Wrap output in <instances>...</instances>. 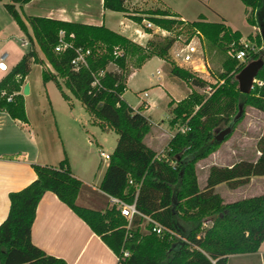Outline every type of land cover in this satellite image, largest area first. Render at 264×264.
<instances>
[{"label": "trees", "instance_id": "obj_1", "mask_svg": "<svg viewBox=\"0 0 264 264\" xmlns=\"http://www.w3.org/2000/svg\"><path fill=\"white\" fill-rule=\"evenodd\" d=\"M27 1L7 0L3 4L30 47L0 79V89L5 91L0 96V111L11 119L26 121L20 90L30 63L39 64L42 83L53 81L66 100L67 89L102 130L111 129L117 134L99 189L126 203L134 202L140 213L175 234L151 231L140 215H135L126 228L127 220L116 205L95 210L79 204L77 197L85 184L72 173L64 156L56 165L32 164L35 177L8 193V210L0 222V264H68L30 240L36 204L47 191L70 207L116 255L122 248L127 249L129 255L121 264H226L229 255L256 252L264 240V193L223 203L215 186L226 183L235 188L246 184L251 176H264V135L257 140L260 155L255 162L241 160L232 166H210L203 189L198 187L195 164L230 137L232 133L221 142L214 139L218 130L232 122L240 106L242 115L233 123L232 132L246 106L264 112V64L255 77L261 84L254 82L249 93L240 92L234 78L246 62L264 58V46L256 53L248 50L246 60L238 61L228 55V50L243 47L242 33L223 21H208L203 14L187 21L161 7L132 13L128 0H103L104 9L123 12L138 23L146 19L167 31L185 27L190 32L199 31L221 54L222 70L216 83H209L170 59L172 38L149 40L142 46L103 24L41 16H26L23 20L18 8ZM240 1L250 25L258 26L259 19L264 21V0ZM255 39L263 45L260 32ZM60 42L66 46L55 51ZM80 55L83 61L76 60ZM153 56L169 63L171 76L195 87L209 88L207 93L191 90L179 101L168 103V122L176 130L161 154L144 142L151 126L149 118L122 98L130 73L128 62L133 60V68H138ZM109 65L115 68L108 69ZM10 93L13 95L7 101ZM182 125L184 131L179 129Z\"/></svg>", "mask_w": 264, "mask_h": 264}, {"label": "crops", "instance_id": "obj_2", "mask_svg": "<svg viewBox=\"0 0 264 264\" xmlns=\"http://www.w3.org/2000/svg\"><path fill=\"white\" fill-rule=\"evenodd\" d=\"M5 2L7 0H0V51H5L7 54L4 61L7 70H0V79L30 47L28 44L25 45L28 46V49L24 52H18L12 47L11 43L15 40L19 44L20 39L27 40V38L4 9L3 4ZM18 11L23 20L26 16H41L64 21H76L84 24H103L142 46L146 45L152 34L163 30L154 25L156 29L152 31L150 30L152 29L151 27L148 28L149 30L135 28L133 34V31L131 32L130 29L131 23L134 20L125 16L126 14L123 12L104 9L103 0H29L19 6ZM176 13L180 18L186 20L178 12ZM116 15L122 17L118 21H115L113 17ZM223 19H225L223 22L230 26V22L226 18ZM145 21L146 19H143L142 23ZM252 27L254 30H259V26ZM230 28L232 27L230 26ZM19 30L24 37H19ZM34 48L39 58L42 57L36 45H34ZM155 57L157 56L147 59L138 68H132L127 77L126 85L128 79L135 76L143 66L149 64ZM157 58L160 61H164L159 57ZM169 76L171 75L169 74ZM156 78L162 80L164 85L171 84L164 77ZM24 84L27 85L26 94H22L21 92ZM156 86L162 87V82L156 83ZM40 90H42L41 94L45 96L43 99L39 97ZM64 91L69 96L68 100L64 99L61 91L53 81L41 83L38 86L36 83L32 84L27 79V76H25L20 93L23 97L26 121L21 122L11 119L5 112L0 111V222L5 218L8 210V193L21 189L35 177L32 164L56 165L64 156L68 159L72 173L85 184L82 191L78 194L77 202L79 203L81 201L83 205L95 210L104 209L99 201L102 197L107 198L111 204L109 196L99 189V184L107 167L108 159H106L104 168L100 172L98 185H93L86 180L88 177V175L86 176V171L79 170L74 166L71 155L66 149L65 145L67 142L76 148L77 146L80 147L79 141L81 133L85 132L87 134L89 130L85 123L78 120L76 116L75 109L77 105L73 100L75 97L67 89H64ZM186 91L188 94L191 89H187ZM166 92L170 95L168 90ZM32 93L36 97L38 96L36 104H32L31 99H28ZM144 94L146 96L148 93L144 92ZM172 100L177 102L174 99ZM56 101L58 104H56ZM142 103L144 109L150 108V103L146 99ZM80 104L79 108L81 109L84 105L81 102ZM140 107L132 108L140 112L142 111ZM250 108L256 115L264 117V112L252 106ZM57 114L64 121L61 122L64 125V130L60 129ZM142 114L144 115L143 112ZM150 123V129L144 135V137L147 135L146 142H144L157 154H161L176 129L171 128L169 125L170 130L166 132L168 135L165 136L163 130L160 129L159 123H156V129L153 131L151 128L154 123L152 120ZM90 124L99 126L97 122H94L93 118ZM100 129L102 130L101 127ZM234 133L222 142L214 152L196 162V176L199 189H203L206 184L210 166H232L241 160L255 162L259 157L260 152L256 147V142L264 134L254 139L253 142L251 141L253 139H250L247 134L241 136L239 134L237 135L238 137H233ZM162 138H164V141ZM161 140L163 141L162 146H160ZM233 140L235 141L232 143ZM87 143L92 144V140L87 138ZM224 146L226 148H223ZM248 146L250 147L248 148ZM100 165L101 163L97 165V170L100 169ZM87 167L90 168L91 164H87ZM200 175L202 176L203 184H200ZM260 180H264V176H251L246 184L235 188L229 187L226 183H220L215 186V192L220 195L223 203L263 194L264 188L259 184ZM86 185L91 186L92 192L87 191ZM30 240L35 246L47 254L60 257L68 264H121L118 262L117 255L101 237L94 233L84 220L78 217L70 207L50 191L43 193L36 204L30 226ZM226 264H264V240L260 243L256 252L229 255Z\"/></svg>", "mask_w": 264, "mask_h": 264}, {"label": "rangeland", "instance_id": "obj_3", "mask_svg": "<svg viewBox=\"0 0 264 264\" xmlns=\"http://www.w3.org/2000/svg\"><path fill=\"white\" fill-rule=\"evenodd\" d=\"M126 4L130 9L129 12L150 7H161L173 12H178L187 21L195 20L199 14H204L208 21L213 22L223 21L225 20L223 18H226V20L230 22L229 24L233 29L241 31V33L244 35H242L241 40L250 43V46L252 47V49L250 50L251 52L256 53L263 49V45H259L255 39L256 34H259V30H254L252 25H250L246 21V14L244 11L245 5L240 0H128ZM120 17L122 16L116 15L115 17H113V20L118 21ZM135 28L146 29L145 23H138L134 21L131 23L130 29L131 32L133 31V34ZM151 28V31L156 29L154 25H152ZM186 28L188 27H185L182 30H179L177 28H173L170 31L159 30L158 33L152 34L149 40H162L172 38L173 42L169 49L170 59H172L180 66L195 71L197 75L207 80L209 83H216L218 79L217 75L222 70L221 54L215 49H212L206 39L204 40L202 52L199 54L192 65L181 63L179 60L174 58V50L180 46L179 42L187 38L190 34V31ZM20 36L24 37L21 31L19 32V37ZM11 45L18 52H24L28 49V46L20 47L17 40L12 42ZM128 63V67L131 70L133 68V60L129 61ZM192 66L193 68L195 67L194 70L193 68H191ZM113 68H115L113 65L108 66V69ZM169 68L170 65L168 62L160 61L157 57L153 58V60L149 64L143 66L135 76L128 79L127 88L122 95L123 99L130 106L134 108H139V106H141L140 108L142 109V111H140V113L143 112L144 115H146L154 123L151 128L152 131L156 129V123H159L160 129L163 130L165 136L168 135L166 134V132L170 130L168 122V118L170 116V108L168 106L169 101H171L172 99L178 101L184 98V96L187 94V89L196 90L201 93L209 92L208 87L199 88L190 84H188L187 87L185 82L174 78L173 76H169ZM40 70L41 67L39 66V64L32 62L30 63L29 71L26 76L32 84L36 83L38 84V86L41 85L42 82L40 77ZM156 77H164L168 80V83L170 82L171 84L164 85L163 81L159 78L157 79ZM161 82L162 87L156 86V83ZM166 90L169 91L171 96L167 94ZM39 92L40 99H43V97L45 96L41 94L42 90H40ZM144 92H147L148 94L145 96ZM37 97L32 93L30 94V97L28 99H31L32 104H36ZM144 99H146L150 103L149 109L143 108L142 101ZM73 100L77 105L75 109L76 116L78 120L85 123L89 132L87 134H85V132L81 133L79 141L80 147L77 146L76 148L69 142H67L65 146L71 155L74 166L79 170L86 171V176L88 175L86 180H88L89 183L98 185L100 172L103 170L104 165L107 161L106 159H102L99 156L98 151L103 150L106 153H111L117 141V134L111 129L101 130L98 125L90 124V121L92 120L91 115L88 113V111L85 110L84 106H82L83 108L81 109L79 108L81 104L78 100H76L75 98H73ZM56 104H58L57 101ZM250 107L251 106L245 107L244 115L242 119L237 123L232 134L235 132L233 137H238L237 135L239 134L240 136L247 134L250 139H253L251 141L254 142V139L260 137L261 134H264V117L256 115ZM57 118L59 121L60 129L64 130V125L61 123L64 122L62 121V117L57 114ZM232 134L230 135V137L232 136ZM87 138L92 140V144L87 143ZM146 138L147 135L144 137L145 142ZM162 139L164 141V138ZM163 141L161 142L160 146L163 145ZM234 141L235 140H233L232 143ZM249 147L250 146H248V148ZM223 148L226 147L224 146ZM99 163H101L100 169L97 170L96 167L97 165H99ZM87 164H91V167H87ZM199 181L200 184H203L201 175L199 176ZM259 184L262 188H264V180H260ZM86 187L87 191L92 192L90 185H86ZM99 201L101 206L103 205L102 207H111V204L109 203L107 198L102 197ZM79 204L83 205L81 201L79 202Z\"/></svg>", "mask_w": 264, "mask_h": 264}, {"label": "built area", "instance_id": "obj_4", "mask_svg": "<svg viewBox=\"0 0 264 264\" xmlns=\"http://www.w3.org/2000/svg\"><path fill=\"white\" fill-rule=\"evenodd\" d=\"M144 23H145L146 28H150L153 25L151 22H149L147 20ZM162 31H166V30L163 29ZM204 40H205V38L202 36V34L199 31L190 32L189 36L187 38L183 39L181 42H179L180 46L174 50V58L179 60L181 63L192 65L194 63V61L197 59V57L199 56V54L202 52ZM241 42L243 43V47L241 49L236 50V51L233 49L228 50V55L235 57L238 61H245L247 56H248V50H251L252 47L249 45V43H247L244 40H241ZM27 44H28V42L26 39H20L19 40L20 46H25ZM65 46H66V44H64V43L62 44V42H60V44L57 47H55V51H60ZM6 57H7L6 52L0 51V70H7V68L4 64ZM76 60L77 61L78 60L83 61V58L80 55ZM73 62H75V61H73ZM191 68H193V66ZM194 68H193V70H194ZM254 82H256L257 84H261V82L257 81L256 79ZM3 95H5V91L3 89H0V96H3ZM12 95H13L12 93L7 94L6 100L9 101L11 99ZM185 128L186 127L184 125H182L179 129L184 131ZM99 156L104 158V159H109V154L104 152V151H99ZM109 198H110L111 204L116 205V207L120 210L121 215H123L126 218V220H127L126 228L130 227L131 222H132L135 215H140L141 217H143L145 219V223L149 224L151 226L150 227L151 231H153L157 234H160V235L164 234L165 232H167L169 234H175L172 230L161 225L158 221H156L152 217L140 213L136 209L134 202L126 203L123 200H121L120 198H117L114 196H109ZM128 255H129V251L127 249L122 248L120 254L117 255L118 262L122 263L125 260V258L128 257Z\"/></svg>", "mask_w": 264, "mask_h": 264}, {"label": "water", "instance_id": "obj_5", "mask_svg": "<svg viewBox=\"0 0 264 264\" xmlns=\"http://www.w3.org/2000/svg\"><path fill=\"white\" fill-rule=\"evenodd\" d=\"M259 32L262 37L264 46V21L258 20ZM264 64V58L259 57L257 59L249 60L245 65L235 74L234 78L237 81V88L242 93H249L253 87L255 77L258 71ZM22 94L27 93V85L22 87ZM242 115V108L240 106L238 113L233 118L232 122L224 128L218 130L214 135V139L218 142L223 141L230 133H232L233 123L238 120Z\"/></svg>", "mask_w": 264, "mask_h": 264}]
</instances>
